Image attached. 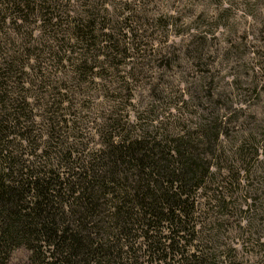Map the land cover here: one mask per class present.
Segmentation results:
<instances>
[{"label":"trees","instance_id":"obj_1","mask_svg":"<svg viewBox=\"0 0 264 264\" xmlns=\"http://www.w3.org/2000/svg\"><path fill=\"white\" fill-rule=\"evenodd\" d=\"M54 1L0 0V6H12L21 23L51 21ZM221 11L214 21L227 18L229 8ZM68 12L63 50L76 55L79 71L89 62L91 71L103 69L99 63L121 54L109 19L97 11ZM195 33L208 45V33ZM224 54L233 55L228 47ZM211 64L201 70L200 93L188 91L173 107L178 122L170 128L148 131L129 118L112 119L98 129L96 146L80 152L54 135L47 117L45 138L23 158L19 147L30 141L35 115L28 96L9 85L12 73L2 66L10 64L0 62V264L19 246L30 251L32 264H223L225 252L198 234L202 223L230 216L227 189L241 172L250 173L241 164L262 154L259 141L248 139L264 124L239 136L245 109L235 100L238 83L232 74L220 90L206 80ZM205 211L212 214L201 222Z\"/></svg>","mask_w":264,"mask_h":264},{"label":"rangeland","instance_id":"obj_2","mask_svg":"<svg viewBox=\"0 0 264 264\" xmlns=\"http://www.w3.org/2000/svg\"><path fill=\"white\" fill-rule=\"evenodd\" d=\"M53 5L57 20L30 17L22 23L12 6H0V62L10 64L2 66L12 73L9 85L28 96L35 115L28 125L30 141L19 147L23 158L45 138L47 117L54 135L80 152L96 146L98 129L112 119L129 118L148 131L170 128L178 122L173 107L182 95L188 99V91L200 93L198 79L209 63L206 80L214 79L220 90L228 89L232 74L238 83L235 100L245 109L236 123L239 136L264 124V0H55ZM225 7L228 19L214 21ZM72 10L97 11L109 19L122 52L110 64L99 63L103 69L91 71L89 62L79 71L76 55L64 52ZM196 31L208 33V45L193 36ZM226 47L233 54L227 59ZM263 130L248 139L259 141L262 154L256 162L246 159L241 165L250 173L241 172L239 183L227 189L234 201L230 216L202 223L198 234L213 239L203 242L207 247L225 252L223 264H264ZM201 214L202 222L212 213ZM6 264H32L30 251L15 248Z\"/></svg>","mask_w":264,"mask_h":264}]
</instances>
